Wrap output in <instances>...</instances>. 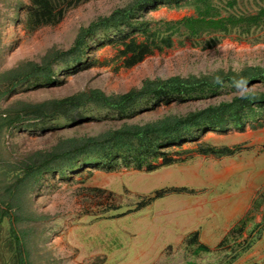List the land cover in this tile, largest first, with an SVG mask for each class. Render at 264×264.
Returning <instances> with one entry per match:
<instances>
[{
	"label": "rangeland",
	"instance_id": "374dc122",
	"mask_svg": "<svg viewBox=\"0 0 264 264\" xmlns=\"http://www.w3.org/2000/svg\"><path fill=\"white\" fill-rule=\"evenodd\" d=\"M20 1L28 4L26 0ZM18 2L0 0L3 16L0 73L25 62L41 65L50 51H68L82 28L127 7L133 0H91L71 10L58 26L43 27L34 33L25 29L26 11ZM231 2L236 6L232 8ZM213 3L223 16L253 15L264 8V0H214ZM190 17H196L194 6H162L149 12L146 19L158 23ZM216 36L218 42L208 47ZM119 49V45L110 44L100 47L89 55L95 64L82 71L66 70L59 63L53 65L56 86L23 82L0 98V112L14 109L20 103L61 100L93 90L106 95L125 94L140 88L146 79L214 77L220 72L264 69V28L255 29L250 35L211 34L197 40L185 35L175 37L172 48L155 51L132 68L123 66L125 58H120ZM251 89L264 92V85L258 83ZM221 92L198 101L162 105L155 111L122 120L115 114L87 111L93 119L84 122L54 117L43 128H28L25 123L23 129L4 130L0 138V190L14 186L15 175L19 173L17 167L22 168L38 152H51L71 140L141 127L170 115L184 116L231 101L236 95L229 87ZM203 142L243 148L236 156L223 159L192 153V159L187 162L152 173L138 170L134 165L114 170L84 166L64 176L57 173L53 177L45 176L33 190L24 188V192L12 198L13 221L8 218L4 221L0 251H6L4 256L9 260L21 254L27 264H224L228 253L226 249L218 250V245L236 223L251 211L254 221L248 231L264 219V127L210 132L198 143H187L183 148L195 150ZM7 170L10 173L5 175ZM31 183L33 187L34 182ZM168 187H189L195 194L168 195L140 211L126 213L134 210L143 197ZM93 189L112 192L114 197L99 195ZM254 199L257 203H253ZM242 201L251 207L247 213L235 217L233 207ZM112 206L120 209L112 210ZM122 213L126 214L117 217ZM196 231L200 232V242L211 248L210 253L197 255L186 245L188 236ZM7 239L14 254L3 245ZM234 264H264V235Z\"/></svg>",
	"mask_w": 264,
	"mask_h": 264
},
{
	"label": "trees",
	"instance_id": "16d2710c",
	"mask_svg": "<svg viewBox=\"0 0 264 264\" xmlns=\"http://www.w3.org/2000/svg\"><path fill=\"white\" fill-rule=\"evenodd\" d=\"M26 1L27 5L20 0L18 3L26 11L25 29L34 33L43 27L58 26L71 10L91 0ZM213 1L133 0L127 7L116 9L110 16L100 17L88 27L82 28L68 51H50L41 65L25 62L15 69L0 73V98L14 91L23 82H44L54 87L58 82L53 65L59 63L60 67L75 72L88 69L95 64V60L90 59L89 55L109 44L121 47L118 53L120 58H125L123 66L132 68L155 51L162 52L172 48L175 37L185 35L189 39L197 40L203 35L211 34L250 35L255 29L264 28V8H260L253 15L223 16ZM229 5L232 8L236 6L234 2ZM162 6L175 8L194 6L196 17L158 23L146 19L149 12ZM2 18L0 14V28ZM218 40L216 36L214 42L207 46L214 47ZM258 83L264 85V69L246 68L242 72L228 74L220 72L214 77L146 79L140 88L125 94L106 95L100 90H93L61 100L36 104L20 103L14 109L10 107L0 112L1 138L4 130L23 129L22 125L25 123L28 124L26 125L28 128H43L46 121L54 117L64 118L68 122L75 120L84 122L93 119L87 111H94L96 114L107 116L115 114L122 120L140 113L155 111L162 105L170 106L216 96L222 93V89L228 87L236 93L231 101L221 102L184 116L170 115L141 127H126L101 137L81 141L71 140L59 144L51 152H38L28 163L25 162L22 168L17 167L19 173L15 175L14 186L11 184L0 190V233L7 218L13 221L10 205L12 198L24 192V188L33 190L45 176L53 177L56 173L64 176L84 166L114 170L116 167L130 168L134 165L138 170L152 173L164 167L187 162L192 159V153L218 159L236 156L242 151V146L218 147L203 142L199 143L195 150H185L183 147L187 143H198L201 137L210 132L226 133L230 130L244 131L247 127L252 130L263 128L264 92L251 89ZM9 173L7 170L5 175ZM88 175H92V172ZM31 182H34L33 187ZM92 191L99 195L107 194L111 199L114 197L112 192L106 190ZM194 191L189 187L162 188L143 197L134 210L126 213L140 211L168 195L195 194ZM254 203H257V199ZM112 207V210L120 209ZM253 221L251 211L246 218L236 223L219 243L218 250L226 249L228 253L224 264H234L261 241L264 235V219L261 223H254L253 229L248 231L247 228ZM18 237L16 235L17 239ZM199 237V231L190 234L185 242L188 248H193V253L197 255L210 253L211 248L201 243ZM11 244L10 239H7L3 245H6V249L9 248V253L14 254V248L9 246ZM5 252L0 251V264H27L21 254L12 259L10 256L9 260L4 256Z\"/></svg>",
	"mask_w": 264,
	"mask_h": 264
},
{
	"label": "crops",
	"instance_id": "0c3cea01",
	"mask_svg": "<svg viewBox=\"0 0 264 264\" xmlns=\"http://www.w3.org/2000/svg\"><path fill=\"white\" fill-rule=\"evenodd\" d=\"M255 201H256V199H254L253 203ZM249 204L247 201L238 202V205L234 206L233 211H232L234 213V215H236L235 217L242 216L243 214L247 213L251 207ZM261 205H260V207H261Z\"/></svg>",
	"mask_w": 264,
	"mask_h": 264
}]
</instances>
